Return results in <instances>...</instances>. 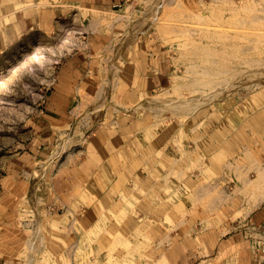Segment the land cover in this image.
Wrapping results in <instances>:
<instances>
[{
  "label": "rangeland",
  "instance_id": "obj_1",
  "mask_svg": "<svg viewBox=\"0 0 264 264\" xmlns=\"http://www.w3.org/2000/svg\"><path fill=\"white\" fill-rule=\"evenodd\" d=\"M122 8L133 11L123 23L127 32H141L172 66L171 83L148 98L149 113L172 123L176 132L186 120L191 123L198 108L223 114L251 101L246 111L257 109L251 120L252 128L258 125L254 150L239 148L221 174L207 177L184 152L209 153L210 144L196 146L175 134L178 162L167 181L148 182L152 187L145 182L136 191L131 185L89 228L71 222L47 225L48 230L19 224L13 249L0 248V264H171V235L180 228L197 244L204 235L206 244L216 245L210 253L195 251L201 264H264V0H127ZM49 21L0 50V218H22L15 217L21 215L19 197L5 196L4 179L13 160L34 143L38 109L60 59L77 48L84 22L72 12ZM66 144H53L46 175L75 150ZM214 149L225 153L222 146ZM38 169L34 175L43 178Z\"/></svg>",
  "mask_w": 264,
  "mask_h": 264
},
{
  "label": "crops",
  "instance_id": "obj_2",
  "mask_svg": "<svg viewBox=\"0 0 264 264\" xmlns=\"http://www.w3.org/2000/svg\"><path fill=\"white\" fill-rule=\"evenodd\" d=\"M126 2L0 0V50L12 46L19 33L49 26L50 18L72 12L75 18L84 20L77 48L60 59L38 109L31 132L34 143L19 160H13L4 179L5 196L19 197L21 215L15 217L22 218H0V229L4 230L1 250L13 249L12 236L19 224L23 229L36 225L45 230L47 225L51 228L71 222L89 228L99 213L116 205L121 193L131 185L136 191L145 182L152 187L148 182L167 181L178 162L174 143L180 142V135L196 146L210 144L209 153L198 148L194 154L184 152L187 160L199 161L207 177L221 174L224 165L231 164L233 157L229 155L239 148L254 150L251 142L258 125L252 128L251 120L257 109L246 111L251 101L238 107L235 104L233 110L228 107L223 114L215 108L210 111L207 106L198 108L191 123L186 120L176 132L172 123L156 120L149 113L148 98L168 87L172 66L141 32L135 36L127 32L124 24L132 18L133 11L121 9ZM58 140L62 144L67 141L66 146L75 150L46 175L55 150L53 144ZM212 146H222L225 153L212 150ZM61 153L64 147L58 155ZM214 155H222L223 163L215 161ZM36 166L40 174H45L43 178L34 175ZM24 174L27 176L21 178ZM8 200L4 205L9 208L12 200ZM10 213L14 215L13 208ZM205 239L203 235L200 245L183 229L174 231L171 241L175 260L171 264H201L195 251L206 248L210 253L216 248L209 240L206 244Z\"/></svg>",
  "mask_w": 264,
  "mask_h": 264
}]
</instances>
